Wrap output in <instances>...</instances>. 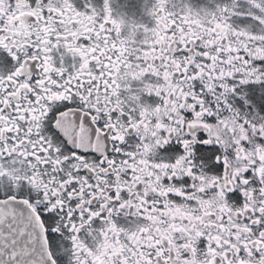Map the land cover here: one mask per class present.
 Masks as SVG:
<instances>
[{"label": "snow or ice", "instance_id": "snow-or-ice-1", "mask_svg": "<svg viewBox=\"0 0 264 264\" xmlns=\"http://www.w3.org/2000/svg\"><path fill=\"white\" fill-rule=\"evenodd\" d=\"M0 264H264V0H0Z\"/></svg>", "mask_w": 264, "mask_h": 264}]
</instances>
